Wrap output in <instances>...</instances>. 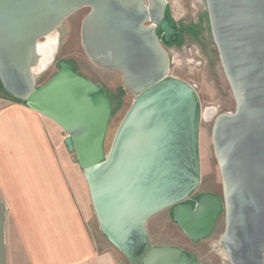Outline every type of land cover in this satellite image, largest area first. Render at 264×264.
<instances>
[{
    "label": "water",
    "instance_id": "water-1",
    "mask_svg": "<svg viewBox=\"0 0 264 264\" xmlns=\"http://www.w3.org/2000/svg\"><path fill=\"white\" fill-rule=\"evenodd\" d=\"M152 1L146 8L144 0H0L1 88L65 133L98 228L128 264H201L181 248L151 245L147 223L167 209L192 242L208 238L224 212L228 263L264 264V0H205L235 109L212 129L222 201L205 193L194 206L185 201L201 183V104L191 85L169 75L164 46L178 31L164 16L166 2ZM82 9V50L121 75L114 95L65 61L36 85L38 43ZM128 93L134 100L106 151L111 117ZM5 212L0 201V264Z\"/></svg>",
    "mask_w": 264,
    "mask_h": 264
},
{
    "label": "crops",
    "instance_id": "crops-1",
    "mask_svg": "<svg viewBox=\"0 0 264 264\" xmlns=\"http://www.w3.org/2000/svg\"><path fill=\"white\" fill-rule=\"evenodd\" d=\"M65 133L0 93V201L6 264H128L94 226ZM202 263V262H201Z\"/></svg>",
    "mask_w": 264,
    "mask_h": 264
},
{
    "label": "rangeland",
    "instance_id": "rangeland-1",
    "mask_svg": "<svg viewBox=\"0 0 264 264\" xmlns=\"http://www.w3.org/2000/svg\"><path fill=\"white\" fill-rule=\"evenodd\" d=\"M164 1L171 23L182 30L177 43L164 46L169 57V75L188 83L195 89L202 111L199 138L201 183L185 202H195L200 195L205 193L222 197L221 178L212 145V129L218 115L234 111L235 102L212 39L206 2L205 0ZM87 12L88 9L76 12L56 29L53 34L55 38L54 55L45 68L36 69L37 86L43 85L57 72L58 62L65 61L73 68L75 67L76 73L103 86L113 95L123 88L122 77L119 73L98 68L84 55L80 42V26ZM46 40L47 37L40 40V43H45ZM1 92L3 90L0 85ZM133 100V95L126 94L121 100L119 109L111 117L106 138V151ZM72 156L76 162L75 156ZM85 187V191H88L87 186ZM95 220L94 216V226H96ZM224 229V212L219 215L212 234L199 242H192L182 233L172 220L170 209L153 216L147 223V232L152 246L166 245L181 248L202 264H229L220 246V238Z\"/></svg>",
    "mask_w": 264,
    "mask_h": 264
},
{
    "label": "bare ground",
    "instance_id": "bare-ground-1",
    "mask_svg": "<svg viewBox=\"0 0 264 264\" xmlns=\"http://www.w3.org/2000/svg\"><path fill=\"white\" fill-rule=\"evenodd\" d=\"M145 1V7H153V5L155 4V1L152 0H144ZM54 46H55V38L54 35H51L49 37H47V40L45 43H38L37 45V52L40 56V59L38 60V67L37 70H42L43 68H45L49 62H51L52 60V56L54 53ZM36 70V71H37Z\"/></svg>",
    "mask_w": 264,
    "mask_h": 264
},
{
    "label": "flooded vegetation",
    "instance_id": "flooded-vegetation-1",
    "mask_svg": "<svg viewBox=\"0 0 264 264\" xmlns=\"http://www.w3.org/2000/svg\"><path fill=\"white\" fill-rule=\"evenodd\" d=\"M167 6L165 7V11H164V16L165 17H167L168 18V21H169V23H170V26L171 27H175L174 26V24L173 23H171V21H170V17H168V15H167ZM176 29H177V31H178V35H177V41L176 42H174V43H177L179 40H180V36H181V34H182V30H181V28H177V27H175ZM156 33H157V35L159 36V38H161V34H160V32H159V28H157L156 29ZM170 43H172V42H170ZM168 45V44H167ZM75 68V67H74ZM78 73V72H77ZM102 88H103V86H101ZM104 89V88H103ZM201 196V195H200ZM199 196V197H200ZM215 196V195H214ZM198 197V198H199ZM218 197V196H217ZM198 198H197V200H198ZM218 198H220V200L222 201V197H218ZM197 200L194 202H189V203H187V204H191L192 206H194L195 204H196V202H197ZM186 203V202H185ZM217 222V221H216ZM215 226H216V224H215ZM215 229V228H214ZM191 255V254H190ZM193 256V255H192ZM194 257V256H193ZM195 258V257H194ZM197 259V258H196ZM198 260V259H197ZM199 261V260H198ZM200 262V261H199ZM201 263V262H200ZM202 264V263H201Z\"/></svg>",
    "mask_w": 264,
    "mask_h": 264
}]
</instances>
